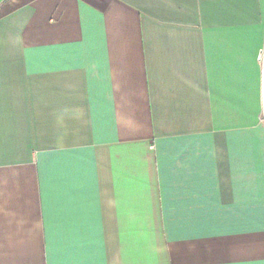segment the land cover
I'll return each mask as SVG.
<instances>
[{"label":"crops","instance_id":"1","mask_svg":"<svg viewBox=\"0 0 264 264\" xmlns=\"http://www.w3.org/2000/svg\"><path fill=\"white\" fill-rule=\"evenodd\" d=\"M0 264H264V0H0Z\"/></svg>","mask_w":264,"mask_h":264}]
</instances>
